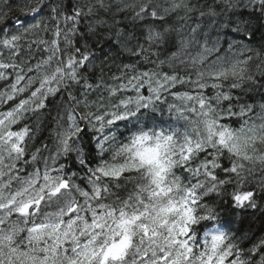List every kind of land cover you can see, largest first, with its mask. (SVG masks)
Here are the masks:
<instances>
[{
  "label": "snow or ice",
  "instance_id": "1",
  "mask_svg": "<svg viewBox=\"0 0 264 264\" xmlns=\"http://www.w3.org/2000/svg\"><path fill=\"white\" fill-rule=\"evenodd\" d=\"M238 9L250 10L248 18ZM21 12L33 22L0 36V80L15 73L0 104L28 93L0 111V264H264V236L252 240L248 231L225 223L220 211L239 213L243 223L247 210L261 208L264 102L253 95L260 92L264 101V61L254 73L252 56L219 55L223 30L242 40L254 34L251 16L264 17V0H167V6L72 0L70 12L66 0H24ZM120 14L128 23L114 18ZM174 14L183 21L179 27L169 23ZM81 24L84 44L76 47ZM49 31L50 41L28 42L29 50L43 45L47 58L33 66L17 63L22 41ZM113 35L130 56L153 67L124 65L134 75L108 86L94 112L97 102L88 93L103 81L94 86L84 74L92 63L89 40ZM74 88L82 89V99ZM129 89L135 95L114 102ZM63 92L67 99L52 117L55 151L43 156L36 148L27 158L36 131L27 121L51 116L45 112L49 98ZM168 95L182 104H169ZM165 104L176 123L154 116L146 122ZM68 162L77 170L70 173ZM253 181L255 188L241 191Z\"/></svg>",
  "mask_w": 264,
  "mask_h": 264
},
{
  "label": "trees",
  "instance_id": "2",
  "mask_svg": "<svg viewBox=\"0 0 264 264\" xmlns=\"http://www.w3.org/2000/svg\"><path fill=\"white\" fill-rule=\"evenodd\" d=\"M113 2H116V0H113ZM129 2H132V0H129ZM158 2L162 6H167V0H158ZM24 0H0V14H4V20L2 23H0V36L3 35V32L7 30L8 32H13L18 28L19 22H25L31 23L32 18L31 16H26L21 12V7L23 6ZM66 3L68 5V11H71V4L72 0H66ZM239 11H244L245 17L248 18L250 10L248 9H238ZM48 15V8H45L44 11L41 13V16H47ZM179 15H183V12H180ZM130 16V13H129ZM39 18V17H37ZM116 20L122 21L124 23H128V21L124 20V14H120L114 17ZM169 23L175 25L176 27H179L183 21L178 19L177 15H173L171 19L169 20ZM251 24L254 30V34L250 36H246L241 39V37L232 32L231 29L223 30L220 36V47L222 51L219 53V55H227L231 58H238V59H244L247 56H252L253 60L249 64V70L251 72L256 73V68L258 64H261L262 61H264V17L259 16V14H253L251 16ZM55 21H49V27L50 29L54 28ZM70 26V25H69ZM194 26V25H193ZM61 27H64L63 22H61ZM86 28L83 24L79 26V32L76 37V47H82L84 44V40L79 38V35L81 33H85ZM53 38L52 32L49 31L48 33L40 32L37 35H29L26 37L24 41H22V51L20 56L17 58V63L21 62H30L29 66L35 65L38 61L47 58L49 55L48 52L44 50V46L40 45L37 46L36 44L31 45V49L28 48V42L35 39H45V40H51ZM236 42L237 46H234L232 51H227L228 44L232 42ZM247 46V49L245 51H241V49L244 46ZM61 47H64L63 42H61ZM175 49H171V51H174ZM89 51L92 53V63L89 67H86L84 69V74L89 80V83H92L94 86L101 81H103V84L101 85V89L97 91L95 87L93 90H91L88 93V99L89 101H96V104H93L92 111H97L98 105H99V98L101 94L107 98V87H118L120 83H127V79L134 75V73L130 70H126L124 68V65L126 64H135L137 65V71H145L149 68H152L153 65L146 63L142 60H140L137 57L130 56L126 51H124L118 44L115 36L113 35L110 40L101 41L97 43L95 39L89 40ZM195 51L193 50V55H195ZM257 53H259V57H257ZM5 58H7V52H5ZM161 59H164V56L162 55L160 57ZM215 56L211 57V59H214ZM153 60L156 59L155 56L152 57ZM164 71H169L170 69L167 67V65L164 66ZM259 75V73H257ZM114 77H117L118 79H114ZM15 79V73H12L11 70H9V75L7 79L0 80V92H6L9 91L10 84ZM193 79H195V76L193 75ZM177 90L180 91H191V88L189 86H185L181 88L180 86H177ZM72 91L78 96V98H83L80 96V92L82 89L80 88H74ZM141 91L147 95V85ZM206 94L211 95L212 92L210 89L204 90ZM28 93L23 94L21 97H18L14 102L9 101L6 104H0V111H7L10 107H13L15 103L19 102V99L24 98ZM127 95H135L134 92L131 91V89L127 90L123 94L118 93L117 98L114 102H118L119 98H123ZM167 95V94H165ZM62 99H67V92H63L62 95L56 96L54 99L49 98L48 108L45 110V112H51V116H48L45 119H41L37 121L35 118H33L31 121H27L34 129L35 136L33 139L28 141L27 145V158H30L32 152L36 150V148H41L43 156L49 155V150L52 152L55 151V145L51 136L52 129L54 127V120L52 117L56 115V108L55 105L59 103ZM247 100V97H245ZM253 99L257 102H264L260 100V92H256L253 95ZM252 102V101H247ZM105 103H107V100H105ZM168 103L169 104H176L181 105L182 102L179 100H175L172 96L168 95ZM82 107V106H81ZM153 116L155 120L158 123L167 124L169 122L176 123V113L173 112L171 115L168 111V105H163V113H148L147 114V121L148 123H151ZM179 124L183 125L184 121H179ZM23 125L14 126V127H22ZM121 131H123V127L121 128ZM87 139V137H86ZM47 144L48 149H43V145ZM104 159H110V154H106L104 156ZM61 162H64L63 160ZM51 163V161H49ZM69 163V172L76 171L77 169L71 165V162ZM225 164H227V161H224ZM23 166V165H21ZM40 167H43V162L41 160ZM28 171H32L33 168L31 165L27 166ZM256 183L253 181L252 183L245 185L241 191L249 190L250 188H255ZM233 191L232 187H229L228 192L231 193ZM259 192V190L257 189ZM257 202L261 205V208L258 210H247V212L243 216V223H240L241 217L239 213H230L227 208H221L220 211L222 213V218L225 223L232 224L234 227L239 226L242 230L248 231L249 235L251 236L252 240H257V238L264 236V193H261L258 195ZM251 245L249 244L248 247ZM260 257L257 256V260H259Z\"/></svg>",
  "mask_w": 264,
  "mask_h": 264
}]
</instances>
